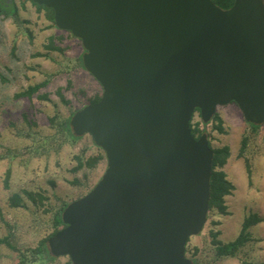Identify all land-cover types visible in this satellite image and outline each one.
<instances>
[{"label": "water", "instance_id": "water-1", "mask_svg": "<svg viewBox=\"0 0 264 264\" xmlns=\"http://www.w3.org/2000/svg\"><path fill=\"white\" fill-rule=\"evenodd\" d=\"M84 47L103 88L76 111L75 135L90 134L107 169L62 213L48 240L72 264H196L189 239L208 220L214 150L191 128L235 102L264 123V0H30ZM198 109V110H197Z\"/></svg>", "mask_w": 264, "mask_h": 264}, {"label": "rangeland", "instance_id": "rangeland-1", "mask_svg": "<svg viewBox=\"0 0 264 264\" xmlns=\"http://www.w3.org/2000/svg\"><path fill=\"white\" fill-rule=\"evenodd\" d=\"M18 17L0 15V236L11 235L13 243L22 250L35 247L39 240L52 231L53 210L63 203H71L89 193L107 169V158L95 167L78 166L77 155L91 157L105 151L95 144L90 134L76 142H66L59 149L54 142L46 148L42 139L57 133L50 124L55 115L70 116L73 109L89 104V98L103 93L101 84L87 70L75 67V59L84 53L82 42L58 30L30 0H13ZM68 36L64 41L59 34ZM63 53L46 48L54 42ZM49 53V56L35 55ZM47 81L33 98L16 94L29 86ZM62 89L69 104L64 103L57 91ZM48 94L40 99L39 94ZM222 119L223 132L214 118L206 124L213 147L228 146L231 155L223 170L234 183L235 189L225 197L227 213L211 207L203 231L189 239L187 256L198 258L200 264H264V123L253 127L244 118L238 104L231 102L217 108ZM202 121L199 111L193 123ZM248 145L241 156L243 137ZM245 159L251 165L250 176ZM11 178L6 187L7 170ZM26 191L42 193L33 202ZM22 192L24 202L12 207L9 198ZM257 213L262 221L250 228L253 240L238 251L236 256L215 258L213 233L216 238L229 242L240 233L246 216ZM63 228L62 226L60 227ZM18 251L0 246V264H19ZM42 264H72L68 256Z\"/></svg>", "mask_w": 264, "mask_h": 264}, {"label": "trees", "instance_id": "trees-1", "mask_svg": "<svg viewBox=\"0 0 264 264\" xmlns=\"http://www.w3.org/2000/svg\"><path fill=\"white\" fill-rule=\"evenodd\" d=\"M215 1L219 6L223 8H229L233 5L234 0H213ZM34 3V2H33ZM39 9H44L46 11V16L49 20L53 22V26L56 27L58 30H62L58 28L54 22V11L51 8H48L44 5H39L37 3H34ZM0 15H5L6 17L13 16L18 17V7L16 3L13 0H0ZM65 31V30H64ZM68 32L70 37H74V35L70 31ZM68 36H66L64 33L59 34V38L64 41ZM75 38V37H74ZM48 50H56L61 53H63L64 49L60 46H58L55 41L50 42L49 45L46 46ZM35 55H41V56H49V53H36ZM75 67L77 68H83L84 70V63H83V54H80L75 59ZM95 80L96 78L89 73ZM47 85V81H44L42 83H37L35 85L29 86L26 90L21 91L16 94L17 97H27V98H33L36 94L40 92V90ZM57 94L60 96L61 100L69 104V100L66 99L65 94L62 92V89H59L57 91ZM101 94H96L93 97L89 98V104L95 103L100 100ZM38 98H42L47 100L48 94H39ZM86 106L85 103L83 107ZM82 107V108H83ZM81 108H75L72 107V112L70 116L65 117L61 115H55L50 118V124L52 127H55L57 130V133L55 135H52L53 138L50 139H42V141L39 143L43 145L44 148L48 144H52L54 142V146L56 148H60L64 143L66 142H76L79 139H81L83 136H77L74 134L70 121L74 113ZM198 110V109H197ZM213 118L218 121V130L223 132L224 129L222 127V119L218 116V114H215ZM202 121H197L196 123H193L191 121V128L193 131V134L196 138H199L206 129H202L200 127V123ZM204 123V122H203ZM205 126L208 123H204ZM251 124V123H250ZM253 127H257L258 125L251 124ZM210 140V137H209ZM211 145V142H210ZM248 145V139L246 136L243 137L241 142V156L244 155V152ZM211 147L214 150L215 156H214V162H213V174H212V186H211V201H210V208L216 207L220 212L227 213L228 206L225 201V197L233 192L235 189L234 183L228 178L226 172L223 170V167L225 166L226 162L228 161V158L231 155L230 148L226 145L220 146V147ZM78 160V166L75 168L76 171L80 170L83 167H95L100 161H102L105 158V153H98L91 157H85L82 154L76 156ZM246 163V169L250 176L251 173V165L249 164L248 159H245ZM11 178V170L8 169L6 172V178L5 183L6 187L8 188L9 180ZM26 195L29 197L30 200L33 202L37 201V197L43 198L42 193H34V192H28L26 191ZM24 194L22 192H16L13 193L9 198V203L12 207H18L21 206L24 202ZM68 203H63L62 205L56 207L53 210L52 213V223H51V229L52 231L48 234V236L42 238L39 240L37 245L35 247H31L25 250H22L18 245L16 246L13 243V237L11 235H6L5 237L0 236V246H7L11 249H14L15 251H18L19 255V264H42V263H48L56 260L57 257L52 256L50 253V249L48 246V240L55 235L59 230H61V226L64 227L65 224L63 222L62 213ZM2 209L0 207V216H2ZM263 219L260 217L257 213H251L250 215L246 216L243 223L242 228L239 233V235L232 241L229 242H223L216 238V233H213V248H214V254L215 258H222V257H232L236 256L238 254V251H241L246 244H248L250 241L253 240L250 228L257 225L259 222H261ZM188 252V249H187ZM194 262L196 264H200V260L198 258H193Z\"/></svg>", "mask_w": 264, "mask_h": 264}]
</instances>
